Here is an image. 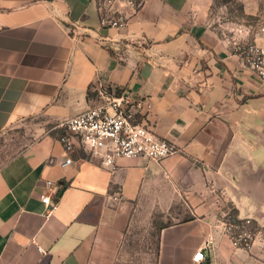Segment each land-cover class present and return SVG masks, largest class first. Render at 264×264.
Returning <instances> with one entry per match:
<instances>
[{"label": "crops", "instance_id": "obj_1", "mask_svg": "<svg viewBox=\"0 0 264 264\" xmlns=\"http://www.w3.org/2000/svg\"><path fill=\"white\" fill-rule=\"evenodd\" d=\"M233 1L240 14L231 0H141L114 28L95 0H0V264H116L133 213L177 204L188 216L161 228L156 264H197L199 248L212 264H264V79L239 56L264 46V0ZM100 84L146 98L179 151L107 167L75 140L63 165L56 125ZM229 209L259 229L251 248L223 233Z\"/></svg>", "mask_w": 264, "mask_h": 264}, {"label": "built area", "instance_id": "obj_2", "mask_svg": "<svg viewBox=\"0 0 264 264\" xmlns=\"http://www.w3.org/2000/svg\"><path fill=\"white\" fill-rule=\"evenodd\" d=\"M141 0H95L99 22L102 26L121 28L129 19L126 8L136 10ZM264 32V20L258 27ZM241 62L257 77L264 79V46L254 41L239 47ZM92 105L86 110L62 120L56 127L61 129L58 140L66 154L63 165L70 164V152L79 147L86 151L101 166L113 167L117 159L146 158L160 162L179 151L171 141L158 136L147 123L151 104L146 98L133 99L130 92L100 84L94 89ZM51 186V181H47ZM45 211L50 213L57 205L49 193L40 196ZM222 231L235 248L252 247L259 229L249 217L224 213ZM202 248L194 252L193 262L212 264L206 261Z\"/></svg>", "mask_w": 264, "mask_h": 264}, {"label": "rangeland", "instance_id": "obj_3", "mask_svg": "<svg viewBox=\"0 0 264 264\" xmlns=\"http://www.w3.org/2000/svg\"><path fill=\"white\" fill-rule=\"evenodd\" d=\"M231 4L240 14L239 5L233 0ZM178 207L177 204L165 211L143 207L133 213L124 230L116 264H156L162 226L188 216L186 211L178 214ZM227 212L234 214L230 209Z\"/></svg>", "mask_w": 264, "mask_h": 264}, {"label": "trees", "instance_id": "obj_4", "mask_svg": "<svg viewBox=\"0 0 264 264\" xmlns=\"http://www.w3.org/2000/svg\"><path fill=\"white\" fill-rule=\"evenodd\" d=\"M164 226H166V225H164ZM164 226H162V227H164Z\"/></svg>", "mask_w": 264, "mask_h": 264}]
</instances>
